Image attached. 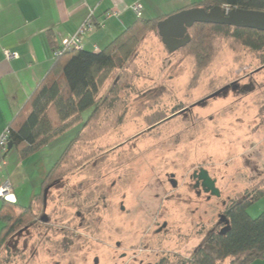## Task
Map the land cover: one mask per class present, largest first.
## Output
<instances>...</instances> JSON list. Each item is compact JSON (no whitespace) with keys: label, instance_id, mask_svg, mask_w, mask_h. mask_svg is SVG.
Segmentation results:
<instances>
[{"label":"rangeland","instance_id":"rangeland-1","mask_svg":"<svg viewBox=\"0 0 264 264\" xmlns=\"http://www.w3.org/2000/svg\"><path fill=\"white\" fill-rule=\"evenodd\" d=\"M216 46L199 69L192 54L169 52L156 32L145 35L115 109L86 128L69 158L73 168L63 165L48 190L41 207L49 222L9 237L0 264H155L162 255L184 262L218 229L231 201L264 186V55L225 38ZM80 123L27 167L31 183L42 177L37 191ZM201 170L219 195L194 177ZM263 209L264 194L247 213Z\"/></svg>","mask_w":264,"mask_h":264},{"label":"trees","instance_id":"trees-1","mask_svg":"<svg viewBox=\"0 0 264 264\" xmlns=\"http://www.w3.org/2000/svg\"><path fill=\"white\" fill-rule=\"evenodd\" d=\"M216 5L223 9L264 11V0H200L187 8L198 6L208 10ZM160 19L137 17L130 27L98 52L82 48L54 58L50 70L31 93L25 106L12 118L8 124L9 141L21 158L38 152L68 127L81 123L75 136L43 177L40 190L33 194L28 205L21 206L16 201L2 199L0 248L22 227L40 221L38 214L47 199L45 191L62 175L59 171L63 165L67 164L63 171L73 168L69 158L74 145L86 138V128L98 120L105 109H115L118 92L129 86L130 64L127 63L145 35L157 33L156 24ZM188 32L190 41L176 51L192 54L199 69L205 67L215 54L219 38L231 40L234 44L260 51L264 55V31L261 30L195 23ZM55 48L56 44L53 45ZM112 76L114 80L107 92L101 94L103 86ZM87 109H90V113L82 120L81 113ZM262 194L264 186L240 200L231 201L222 214L224 221H228V229L223 234L219 233L225 225L224 221L221 222V228L207 235L188 260L177 264H220L225 260H228L227 264H249L262 257L264 209L256 217L247 213V206ZM17 209H20L19 213Z\"/></svg>","mask_w":264,"mask_h":264},{"label":"crops","instance_id":"crops-1","mask_svg":"<svg viewBox=\"0 0 264 264\" xmlns=\"http://www.w3.org/2000/svg\"><path fill=\"white\" fill-rule=\"evenodd\" d=\"M198 1L0 0V133L50 70L53 45L73 35L90 12L93 22L103 26L86 32L82 44L84 49L98 52L137 20L134 4L141 6L142 18L162 19ZM4 50L15 53V57L7 60ZM37 155L38 152L21 158L16 148L10 147L5 162L0 164V185L8 180L11 198L21 206L30 202L42 178L31 183L28 173L27 167ZM2 202L0 198V206ZM249 264H264V255Z\"/></svg>","mask_w":264,"mask_h":264},{"label":"water","instance_id":"water-1","mask_svg":"<svg viewBox=\"0 0 264 264\" xmlns=\"http://www.w3.org/2000/svg\"><path fill=\"white\" fill-rule=\"evenodd\" d=\"M195 23L220 24L264 31V11L241 8L227 10L218 5L206 10L197 6L179 10L160 19L156 28L162 44L169 52H174L190 41L188 30ZM10 147H12L11 141L8 143V148ZM199 178L208 190L214 195H219L214 180L204 170H201ZM172 184L175 185L173 179ZM224 218V215H221L220 221H224ZM224 222L225 225L219 231L222 234L228 229V221Z\"/></svg>","mask_w":264,"mask_h":264},{"label":"built area","instance_id":"built-area-1","mask_svg":"<svg viewBox=\"0 0 264 264\" xmlns=\"http://www.w3.org/2000/svg\"><path fill=\"white\" fill-rule=\"evenodd\" d=\"M132 10L137 17L141 16L142 9L139 4H134L132 6ZM96 26L102 27L103 24L102 23L95 24L92 20V12H90L85 22L81 24V26L77 29V31L73 35L62 39L61 42L57 45V48L53 49V58H56L60 56L62 53L70 50L82 49L83 35L86 32L94 29ZM4 54L7 60L15 57V53L10 52L9 50H4ZM9 136H10V129L8 128V126H6L3 129V131L0 133V164H3L5 162V153L7 152L8 149ZM12 196L13 194L11 192V184L7 180L2 185H0V198L3 200L14 202L15 199L11 198Z\"/></svg>","mask_w":264,"mask_h":264},{"label":"flooded vegetation","instance_id":"flooded-vegetation-1","mask_svg":"<svg viewBox=\"0 0 264 264\" xmlns=\"http://www.w3.org/2000/svg\"><path fill=\"white\" fill-rule=\"evenodd\" d=\"M195 176V178H197V176H199L198 174H194ZM201 180V179H200ZM201 182H202V184H203V181L201 180ZM55 183H57V182H55ZM55 183H53L52 185H51V187L55 184ZM172 183V182H171ZM175 185H176V183H175ZM175 185H173L172 184V186H174L175 187ZM204 185V184H203ZM205 186V185H204ZM50 187V188H51ZM206 187V186H205ZM207 188V187H206ZM48 190L49 189H47L46 191H45V195H46V198H47V194H48ZM210 191V190H209ZM211 192V191H210ZM44 207H45V202H44ZM42 209H41V211L39 212V214H38V218H39V220L40 221H42V223L43 224H47L48 222H49V218L47 217V215H46V213H44L43 211H44V208L43 207H41ZM223 222V221H222ZM166 224L164 223V226H165ZM221 225V224H220ZM218 226V227H220L221 228V226ZM67 228H64L65 230H66V232H67V234L69 235H71V233L73 234V232H74V230L73 229H71L68 225L66 226ZM68 229V230H67ZM75 233V232H74ZM62 251L61 252H65L64 251V247H63V249H61ZM96 262H98L97 260H95ZM181 262H183V260L181 259V258H177L176 260H175V262L174 263H172V264H177V263H181ZM146 264H152L151 262H147ZM155 264H171V260L168 258V256L167 255H162L156 262H155Z\"/></svg>","mask_w":264,"mask_h":264}]
</instances>
